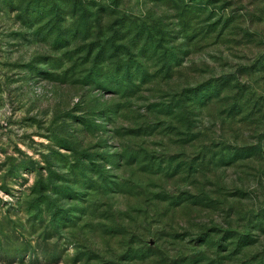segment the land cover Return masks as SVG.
I'll use <instances>...</instances> for the list:
<instances>
[{
    "label": "rangeland",
    "instance_id": "rangeland-1",
    "mask_svg": "<svg viewBox=\"0 0 264 264\" xmlns=\"http://www.w3.org/2000/svg\"><path fill=\"white\" fill-rule=\"evenodd\" d=\"M0 264H264V0H0Z\"/></svg>",
    "mask_w": 264,
    "mask_h": 264
}]
</instances>
